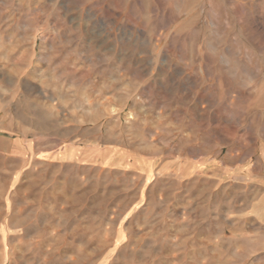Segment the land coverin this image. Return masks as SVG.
I'll list each match as a JSON object with an SVG mask.
<instances>
[{"label":"rangeland","instance_id":"1","mask_svg":"<svg viewBox=\"0 0 264 264\" xmlns=\"http://www.w3.org/2000/svg\"><path fill=\"white\" fill-rule=\"evenodd\" d=\"M0 264H264V0H0Z\"/></svg>","mask_w":264,"mask_h":264}]
</instances>
